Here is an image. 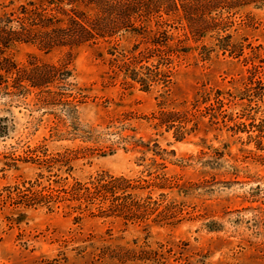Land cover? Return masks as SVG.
<instances>
[{
	"label": "rangeland",
	"instance_id": "1",
	"mask_svg": "<svg viewBox=\"0 0 264 264\" xmlns=\"http://www.w3.org/2000/svg\"><path fill=\"white\" fill-rule=\"evenodd\" d=\"M224 15L218 39L189 35L186 51L164 52L168 86L111 80L120 53L104 46L10 50L20 65L68 62L72 75L55 99L36 88L0 96V264H264V0ZM172 31V43L184 38L182 26ZM226 34L243 52L222 49ZM210 90L218 101L193 109ZM161 109L195 113L183 139L158 124ZM58 153L67 164L43 163ZM103 173L130 179L129 216L101 211L99 199L80 213L76 200L50 208L7 196L37 179L92 185Z\"/></svg>",
	"mask_w": 264,
	"mask_h": 264
},
{
	"label": "trees",
	"instance_id": "2",
	"mask_svg": "<svg viewBox=\"0 0 264 264\" xmlns=\"http://www.w3.org/2000/svg\"><path fill=\"white\" fill-rule=\"evenodd\" d=\"M250 1L253 0H17L18 4L12 8L9 5L0 8V96H24L31 88H36L46 94L45 97L55 99L64 96L61 86L72 75L68 62L55 64L33 59L28 65L18 64L9 52L20 43L33 44L44 52L66 49L69 55L82 46L108 47L110 54L120 53L110 59L111 80L122 77L123 84L138 82L145 89L160 82L168 86L172 64L166 65L164 52L186 51L184 42L189 35L199 39L208 32H215L218 39V30L225 31L223 25L229 18L224 13ZM178 26L184 29V38L172 43L176 38L172 29ZM124 37L128 44L122 43ZM231 38V34L219 37L223 41L222 49L243 52V44H235ZM162 65L167 68L163 69ZM198 93L193 109L211 99L218 101V90ZM191 113H194L192 109H161L154 117L158 124L175 127L176 138L183 139L186 130L181 123L189 120ZM42 161L48 167L56 161L68 163L66 154L60 153ZM53 182L45 184L37 179L29 185L9 189L7 196L14 191L20 204H46L50 208L55 204L60 206V201L76 200L80 203L71 207L80 213L88 207H82L83 204L99 199L101 204L109 203L108 207L100 204L101 211L126 216L137 204V201H128L131 181L125 176L103 173L92 185L77 181L69 187ZM76 218L82 217L77 215Z\"/></svg>",
	"mask_w": 264,
	"mask_h": 264
}]
</instances>
